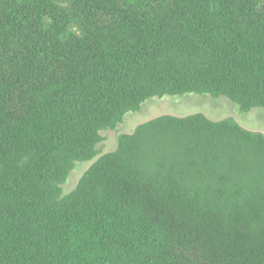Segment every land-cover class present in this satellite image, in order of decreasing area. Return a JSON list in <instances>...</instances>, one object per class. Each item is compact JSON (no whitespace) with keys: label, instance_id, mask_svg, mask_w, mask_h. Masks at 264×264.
Instances as JSON below:
<instances>
[{"label":"trees","instance_id":"1","mask_svg":"<svg viewBox=\"0 0 264 264\" xmlns=\"http://www.w3.org/2000/svg\"><path fill=\"white\" fill-rule=\"evenodd\" d=\"M0 0V264H264V134L151 98L264 108V0ZM75 26L80 34L70 30Z\"/></svg>","mask_w":264,"mask_h":264},{"label":"rangeland","instance_id":"2","mask_svg":"<svg viewBox=\"0 0 264 264\" xmlns=\"http://www.w3.org/2000/svg\"><path fill=\"white\" fill-rule=\"evenodd\" d=\"M56 1L63 6L68 4L67 0ZM70 30L80 34L75 26H71ZM194 114H202L211 121L232 118L245 130L264 134V108H252L248 112H241L237 105L225 97H211L196 93L151 98L142 103L139 111L128 112L122 123L118 124L114 130L101 132L105 140L97 145V155L92 160L76 163L66 181L60 186L63 194L74 190L85 171L99 157L116 149L120 134H131L137 126L159 116L186 117Z\"/></svg>","mask_w":264,"mask_h":264}]
</instances>
